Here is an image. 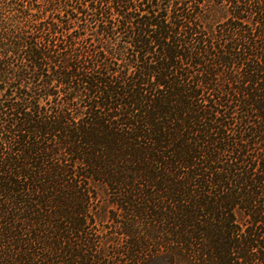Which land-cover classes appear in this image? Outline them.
I'll use <instances>...</instances> for the list:
<instances>
[{
    "label": "trees",
    "instance_id": "trees-1",
    "mask_svg": "<svg viewBox=\"0 0 264 264\" xmlns=\"http://www.w3.org/2000/svg\"><path fill=\"white\" fill-rule=\"evenodd\" d=\"M0 264H264V0H0Z\"/></svg>",
    "mask_w": 264,
    "mask_h": 264
}]
</instances>
